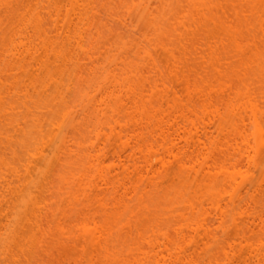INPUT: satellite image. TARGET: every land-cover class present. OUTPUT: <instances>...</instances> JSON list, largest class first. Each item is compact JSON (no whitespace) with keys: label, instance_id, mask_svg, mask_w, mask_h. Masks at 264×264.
I'll return each mask as SVG.
<instances>
[{"label":"bare ground","instance_id":"1","mask_svg":"<svg viewBox=\"0 0 264 264\" xmlns=\"http://www.w3.org/2000/svg\"><path fill=\"white\" fill-rule=\"evenodd\" d=\"M20 8L22 39L0 37V126H11L0 134L22 123L32 137L42 109L59 133L39 128L31 157L48 142L53 156L4 226L7 263L24 243L82 242L111 264H264V0H0L2 34ZM134 12L140 40L116 38ZM74 82L84 87L72 108ZM3 163L0 190L14 193L20 167ZM49 192L64 203L47 204ZM57 214L59 233L44 232ZM141 214L157 217L150 236Z\"/></svg>","mask_w":264,"mask_h":264},{"label":"rangeland","instance_id":"2","mask_svg":"<svg viewBox=\"0 0 264 264\" xmlns=\"http://www.w3.org/2000/svg\"><path fill=\"white\" fill-rule=\"evenodd\" d=\"M102 2V1H101ZM104 2V1H103ZM102 4V3H101ZM100 10H102V9H100ZM25 10L23 9V8H20L19 10H17V12L14 14V16H13V19L10 21V22H5L4 23V25L2 26V28H3V30L5 31L3 34L0 32V37H5V38H8V37H10L11 39H13V40H15V41H19V40H21L22 39V33L24 32V30H25V24H26V16H24V12ZM103 13V12H102ZM103 15H105V12L103 13ZM132 16V15H131ZM136 15H135V12H134V20H133V17H132V19H130V20H132L131 22H132V24L130 23V21H129V23L131 24V25H133L132 27H130V25H129V23H127L126 25L127 26H129L128 28H127V26H123V25H119L120 27L118 28V26H117V28L115 29L116 30V33H114V36H116L115 34H117V36H118V34H120L121 36L123 35H125L126 36V39H125V41H129V39H130V37H132L133 39H135V40H140L139 38H138V36L140 35L139 34V31H141L140 29L142 28V27H140V24L138 23L139 21H138V19L136 20L135 17ZM130 17V16H129ZM104 18V20L106 21V20H108L107 19V17L105 16V17H103ZM104 20H103V23H104ZM127 20H129V18L127 19ZM126 20V21H127ZM108 22L110 23V21L108 20ZM108 23V24H109ZM108 26V25H107ZM110 26V25H109ZM108 26V27H109ZM110 28V27H109ZM109 28H107L108 30H109ZM131 28V29H130ZM106 29V30H107ZM118 29V30H117ZM133 29V30H132ZM104 30V29H103ZM106 30H105V32H106ZM104 32V31H103ZM113 32V31H112ZM115 32V31H114ZM109 33H111V31L109 30ZM109 33L107 32V33H104L105 35H107L108 34V36L107 37H109V38H107V39H109V40H111V37L110 36H112L113 37V35H112V33H111V35H109ZM140 33H142V31L140 32ZM139 34V35H138ZM175 34V36H177L176 35V33H174ZM173 35V34H172ZM117 36H116V38H117ZM122 36V37H123ZM105 37V36H104ZM119 37V36H118ZM106 38V37H105ZM116 38H114L113 37V41H114V39H116ZM125 38V37H124ZM172 38H174V36L172 37ZM176 38V37H175ZM174 38V39H175ZM132 39V40H133ZM173 39V40H174ZM174 42H176V41H174ZM178 42H179V40H178ZM177 42V44H179ZM177 44H175V45H177ZM178 46V45H177ZM179 46H180V44H179ZM178 46V47H179ZM159 53L157 54L158 56H157V59L160 61V63H165L166 61H165V55H163V54H161V52L160 51H158ZM103 54V53H102ZM99 56H101V55H99ZM103 56V55H102ZM104 57V56H103ZM98 58V57H97ZM101 57H99L98 58V61H99V59H100ZM165 61V62H164ZM100 62H102V61H100ZM165 65V64H164ZM166 69V71L165 72H168L169 71V69H168V67H166L165 68ZM168 69V70H167ZM167 74V77L168 78H170L171 79V77L172 76H170V74L169 73H166ZM69 77V76H68ZM65 78V77H64ZM73 78V77H72ZM65 80H67L66 78H65ZM68 81V80H67ZM66 81V82H67ZM67 83H69V82H67ZM71 83H73V82H71ZM75 83H78V82H74V86H70L69 88H72V90H69L70 92H69V95H68V91H66L65 90V92L67 93L66 94V101L70 104V106L73 108L74 107V104L76 105L77 103L76 102H79V101H77V99L80 97V94L78 95V97H77V95H76V93H78V91H81L82 90V86H80L81 87V90L78 88V84H77V87H75L76 86V84ZM52 87V86H51ZM73 87H75V88H73ZM84 87V86H83ZM68 88V89H69ZM79 89L78 91H76L75 89ZM52 89H53V87H52ZM52 89H51V91L50 90H48L47 91V93L49 94V91L52 93ZM46 93V92H45ZM44 92H42V94H44V97H46V99H47V97L49 96L47 93V95L45 94ZM68 96V97H67ZM43 97V95H42V97H41V99H45ZM79 100V99H78ZM73 102V104L71 105V103L70 102ZM20 102H22V101H20ZM20 104V103H19ZM55 104H57V103H55ZM22 105V104H21ZM20 105V106H21ZM23 106V105H22ZM21 106V108H22V110H24L25 111V108H24V106L22 107ZM56 106V105H55ZM54 106V104L52 105V108H54L55 107ZM19 107V106H18ZM77 107H78V104H77ZM21 108H19L20 110H21ZM58 107H55L54 108V110H58L57 109ZM76 108V107H75ZM48 110V109H47ZM47 110H45V109H42V111L40 112L39 110H36V112L35 113H37V115H39L38 116V118H44L45 120H46V122H44L43 121V123H44V126L43 127H39V128H43L42 130L44 131V134H46V133H48V131H49V133L48 134H46V135H49L48 137H50V139L52 138V140H54V138H56L57 136V134L59 133L58 132V129L56 128V129H54V127L52 128L51 127V125L50 124H48V123H50L49 121L50 120H52V118H53V120H55L56 121V119H54V118H57V115L55 114V113H53V112H50V110H52V109H50L49 110V112H50V114L49 113H47ZM18 112H20V111H18ZM40 112V113H39ZM22 113H23V111H22ZM52 113V114H51ZM47 116V117H46ZM10 117V116H9ZM21 117V116H20ZM19 117V118H20ZM41 118V119H42ZM21 119V118H20ZM19 119V120H20ZM40 119V120H41ZM59 119V118H58ZM6 121H8V120H6ZM22 122V121H21ZM29 124L31 123V122H28ZM28 123H27V125H28ZM43 123H42V121H41V124L43 125ZM3 125L2 126H0V128L2 129V127L5 125V123H4V121H3V123H2ZM7 126H4L3 127V129L1 130L2 132L7 128L8 129V126L11 128V126L10 125H8V124H6ZM31 125H32V123H31ZM25 126V125H24ZM29 126V125H28ZM33 126V125H32ZM36 126V125H35ZM20 127H23L22 126V123L20 124ZM20 127H18V128H15V129H17L16 131H15V129L14 130H12L13 128H14V126L12 127V129L11 130H9L10 132H8L7 134H5V133H2V134H0L1 136H0V159L2 158V160H1V165H2V163L6 166V167H3L4 168V170L3 171H5V169L7 168V167H13L14 166V168L15 167H20V171H21V174L22 175H20V176H22L23 178H24V180H22L21 179V181L19 182H16L15 181V183L12 185V188L13 189H11V191L13 190H15L16 192H14V193H12V192H10L9 193V191H8V188H5V190L4 191H1L2 190V188L3 187H0L1 188V197L4 195V198L5 199H2V200H4V201H2V204L4 205H2L3 207L2 208H0V242H1V239L3 238L4 239V237H6V234H7V232L4 230V226H5V224H9V222L11 223H15V221H17V220H19V216H17V215H19L18 213H16V212H21V210H22V208H21V210H19L20 208H19V202H21L20 201V199H21V194H23V192H25L26 190H27V187H28V185H29V183H31V182H38V181H41L42 180V178H41V173H42V171H44L45 169H46V163H47V161L50 159V158H52V156H53V145L52 146H49V144H50V142H48L49 144H48V146L46 147H44V149L45 150H43V152L44 153H42V155H44V157L43 156H41V157H43V158H39L38 156V159H37V157L35 158V157H33V158H35V159H33L32 157H31V153H32V150L35 148V146H36V142H37V139L39 138V135H40V129L38 128V131H36V130H34L33 129V127H29V128H26V130H25V132H28L27 130H30V132H31V134H32V137H26L25 135H23V130L22 131H20V130H18V129H21ZM9 128V129H10ZM36 128V127H35ZM24 129H25V127H24ZM0 131V132H1ZM43 131H42V133H43ZM47 131V132H46ZM3 134H5V135H3ZM30 134V133H29ZM28 134V135H29ZM9 136V137H8ZM31 136V135H30ZM8 137V138H7ZM8 139L9 140H11V147L10 146H8L9 144H10V141H8ZM14 140V141H13ZM9 143V144H8ZM7 146L8 147H10V148H7ZM7 148V149H6ZM4 160V161H3ZM3 161V162H2ZM0 165V166H1ZM29 166V167H28ZM1 167V168H2ZM27 167H28V169H27ZM9 170H10V168H8ZM1 170V171H2ZM8 170V171H9ZM8 171L6 170L5 172H7L8 173ZM3 173L2 172V175L3 174H7V173ZM55 171H53V173H54ZM1 173V172H0ZM56 173V172H55ZM54 173V174H55ZM21 177V178H22ZM1 186V185H0ZM4 189V188H3ZM54 190V192H55V196H56V194L58 193H56V191L58 190V189H56V191H55V189H53ZM4 192V193H3ZM12 193V194H11ZM37 191H35V190H33V194L34 195H37ZM58 194H60V193H58ZM47 195H49V196H47ZM53 195V196H54ZM45 196H47V199L46 200H48V197L51 199V197H52V195H50V192H49V194H46ZM51 196V197H50ZM54 196V197H55ZM60 196H62L61 194H60ZM54 197H52L53 199H54V201L52 202L50 199V202H48L47 204H49L50 205V203H51V205L52 206H56L55 205V203L54 202H56L57 201V206L58 205H61V204H63L64 202H63V199L62 200H60L59 199V197H56L58 200H56ZM65 197V196H64ZM171 197V196H170ZM3 198V197H2ZM7 199V200H6ZM48 200V201H49ZM56 200V201H55ZM169 200V199H168ZM0 201H1V199H0ZM8 201V203H5V202H7ZM166 203H169V201H167ZM21 206V205H20ZM159 209V208H158ZM11 210V211H10ZM19 210V211H18ZM8 211H10V212H8ZM8 214V215H7ZM17 214V215H16ZM157 214H158V212H157ZM161 214V212L159 213V215ZM155 215V214H154ZM139 216V218L140 217H142V218H140V219H138V220H136V223L135 224H137L138 225V228L139 229H145V226H147V227H149V226H152V224L153 223H155L156 221L154 220H152V219H157V217L156 216H149V217H152V223H148L147 224V222H151V220H149L148 218V220L146 219V217H143L142 216V214L141 215H138ZM144 216H146V214H144ZM158 216V215H157ZM166 216H168V215H166ZM165 215H163V216H161V217H164L163 219H161L162 220V222H164L163 220L165 219V218H167ZM154 217V218H153ZM160 217V216H159ZM51 218H52V221H50L51 222V225H50V223H47V225H46V222H44V225H45V227H46V230L44 231V232H48V231H50V229L53 231L54 230V232L56 231V233H59V229L56 227V225L57 226H60V225H58V219L59 218H61V216L59 215V214H57V216L55 217L54 216V218L51 216ZM158 219H160V218H158ZM46 220V219H45ZM44 220V221H45ZM49 220H51V219H49ZM125 220V219H124ZM147 220V221H146ZM160 220V221H161ZM46 221H48V219L46 220ZM126 221V220H125ZM124 221V222H125ZM146 221V222H145ZM159 221V220H158ZM24 222V221H23ZM49 222V221H48ZM61 222H62V220H61ZM60 222V223H61ZM123 222V221H122ZM134 222V221H133ZM11 223V224H12ZM25 223V222H24ZM57 223V224H56ZM49 224V225H48ZM47 226H50L49 228L47 227ZM29 227H31V226H29ZM42 227H43V229H45V227L43 226V225H41V229H42ZM27 228V227H26ZM25 228V229H26ZM49 230H48V229ZM150 228H152V227H149L148 228V231L146 232V235L147 236H150L151 235V230H150ZM31 229H33V227L31 228ZM40 229V230H41ZM42 229V230H43ZM27 230V229H26ZM37 230V231H36ZM36 230H32L31 232L32 233H30L29 231V228H28V231H26V233L28 234V237L30 238V237H32V239L33 238H36L35 236H36V234L35 233H37L38 231H39V229H36ZM48 230V231H47ZM24 231V230H23ZM29 232V233H28ZM27 234H26V236H27ZM38 234H40V233H38ZM37 234V235H38ZM47 234V233H46ZM125 234V233H124ZM25 235V234H24ZM26 236H24L25 238H26ZM40 236V235H39ZM39 236H37V237H39ZM126 236V235H125ZM134 237H135V233H134V235H133ZM122 237H123V235H122ZM122 237H121V239H122ZM129 236H126V238L125 237H123V238H125V240L128 238ZM131 238H133V237H131ZM30 240H31V238H30ZM124 240V239H123ZM128 240V243H126L125 245H123V246H116L114 249V251L116 252H120V254L122 253V256H124V255H127L129 252H130V245H131V243H132V239H127ZM26 240H24V242H25ZM26 243H24V245H25ZM29 244H30V242H29ZM23 245V247L24 248H22V250H19L20 249V246H17V247H19V248H15V251L17 250V251H19L18 253H17V251L15 252L14 251V253H17V256L16 257H18V258H15V259H19L20 258V260L19 261H23L22 263L20 262V263H18V262H16L15 264H93V263H97V262H99V263H97V264H111V263H109L108 261H103V259L101 260V259H99L100 261H97L98 259H97V256H98V253L96 252V251H94V249L93 248H90V247H87V246H85L82 242H80V244L77 246V247H75V248H68V249H66V250H59V251H56L57 249H53L52 247H51V250H50V248L48 249H46V247L45 246H42V247H38L37 245V247L35 246L34 247V249H31L32 247H33V244H30V247H29V245L27 244V247L26 246H24ZM31 245H32V247H31ZM40 246V245H39ZM2 249V247H1V244H0V264H12V263H7L8 261L5 259V257H6V252H5V254H4V250L2 251L1 250ZM1 252H3V253H1ZM99 252V251H98ZM135 253V252H134ZM100 254H102V253H100ZM112 254H114L113 252H112ZM7 256L9 257V255L7 254ZM97 259V260H96Z\"/></svg>","mask_w":264,"mask_h":264}]
</instances>
